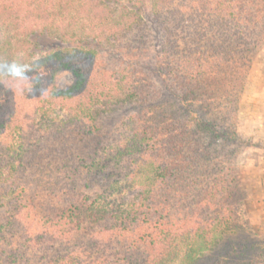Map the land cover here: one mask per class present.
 Returning a JSON list of instances; mask_svg holds the SVG:
<instances>
[{"label": "trees", "instance_id": "trees-1", "mask_svg": "<svg viewBox=\"0 0 264 264\" xmlns=\"http://www.w3.org/2000/svg\"><path fill=\"white\" fill-rule=\"evenodd\" d=\"M78 20L96 45L43 53L22 94L0 80V264H196L232 227L238 180L218 150L264 0H0V58ZM104 52L155 68L102 72Z\"/></svg>", "mask_w": 264, "mask_h": 264}, {"label": "rangeland", "instance_id": "rangeland-1", "mask_svg": "<svg viewBox=\"0 0 264 264\" xmlns=\"http://www.w3.org/2000/svg\"><path fill=\"white\" fill-rule=\"evenodd\" d=\"M86 24L85 21L79 20L74 21L71 27H67L66 23L60 24L56 33L66 34L61 39L45 35L42 27L38 26L34 28L36 32L32 35L30 50L40 56L45 52L74 45L94 46L98 43L97 32ZM142 55L137 61L138 67L128 68L126 57L121 58L104 52L100 54L98 69L106 73L115 72L118 67L127 71L139 70L142 73L147 67L154 69L155 61L151 60L153 56L151 58L148 53ZM72 81V75L68 71L58 74L59 87H67ZM127 113L128 109L124 108L108 115L106 120L101 122V132H113ZM235 117L232 122L224 124L222 131L224 137L228 136V139L223 141L227 140L230 146L218 150L225 157V166L234 165L238 180L236 197L230 203L233 210L232 227L214 247L212 255L207 254V258L199 260L196 264H254L256 261L264 263V42L247 71ZM231 134H234V138Z\"/></svg>", "mask_w": 264, "mask_h": 264}, {"label": "clouds", "instance_id": "clouds-1", "mask_svg": "<svg viewBox=\"0 0 264 264\" xmlns=\"http://www.w3.org/2000/svg\"><path fill=\"white\" fill-rule=\"evenodd\" d=\"M41 57L37 54L26 56L23 53L15 57L0 58V80L4 81L6 88L12 89L17 95L22 94L27 88L26 72L29 64L41 66Z\"/></svg>", "mask_w": 264, "mask_h": 264}]
</instances>
